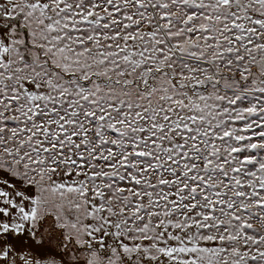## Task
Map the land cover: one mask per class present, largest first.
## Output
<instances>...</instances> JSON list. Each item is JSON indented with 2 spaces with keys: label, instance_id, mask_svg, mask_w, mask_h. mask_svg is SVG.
Wrapping results in <instances>:
<instances>
[{
  "label": "snow or ice",
  "instance_id": "snow-or-ice-1",
  "mask_svg": "<svg viewBox=\"0 0 264 264\" xmlns=\"http://www.w3.org/2000/svg\"><path fill=\"white\" fill-rule=\"evenodd\" d=\"M0 264H264V0H0Z\"/></svg>",
  "mask_w": 264,
  "mask_h": 264
}]
</instances>
